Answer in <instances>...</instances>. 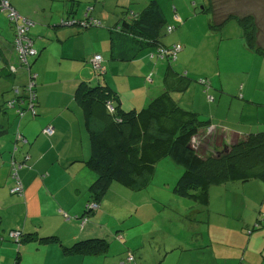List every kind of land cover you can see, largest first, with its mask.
Listing matches in <instances>:
<instances>
[{"label":"crops","instance_id":"crops-1","mask_svg":"<svg viewBox=\"0 0 264 264\" xmlns=\"http://www.w3.org/2000/svg\"><path fill=\"white\" fill-rule=\"evenodd\" d=\"M11 2L20 13L30 19L35 16H39L41 13L45 14L44 6L36 7V5H34L37 0H11ZM83 2L91 1L54 0L52 8L55 7V12L57 13H54L53 17L49 18L46 23L41 21L40 24L39 21H35L37 25L40 24V26L43 27V29L39 30L40 34L44 35L39 36L41 41L45 42L44 44H47L48 47H52V41L54 39L61 43H66L65 41L70 37L73 44L77 43L81 45V48L75 51L76 54H66L60 52L61 55H65L66 59H69L67 61L73 60L79 62V69L76 71L77 80H94L95 73L93 72L91 60L93 59L92 57L94 54H101L106 60V71L104 76L108 75L110 72L114 73L116 65H118L123 72L124 68H128L126 66V62L130 60H121L116 58L115 52L111 51L110 29H114V27L100 28L101 30L99 34L95 37L94 35L96 32L94 31V28L83 30L77 27V29L74 30V33H72L73 28H68L63 31L55 28V30H50L54 21H61L65 15H70V13L73 15L75 7H77L76 9H78L79 12V7L83 4ZM69 8H71L70 13H68ZM94 9L95 5L88 6L85 14L88 13L92 17L93 15H91V12L94 11ZM177 10L179 17L184 20L185 16L190 15V12L183 14L180 9ZM161 12L163 17L166 19V22H170L171 20L168 19V16H165L162 10ZM2 14L3 12L0 13V46L3 51H0L3 53L1 55L6 56L5 51L9 49V47L6 44L7 41L3 33H6V35L9 36V32L7 31V24ZM193 17L198 16L196 15ZM171 19L177 27V22L174 20V17ZM48 23H50L49 26L47 25ZM67 25L72 26L76 24H72L70 22L68 24H63L62 26L65 27ZM9 26H11V24ZM188 26H192V23L186 21L183 28L178 31V35L167 44L180 42L183 46L187 45L189 42L186 37L188 36L182 34ZM231 27L232 26H225L223 30L224 33L225 31L229 33L230 31H233L234 37H232V39L222 40L219 33L220 31L211 29L210 25L207 26L208 29H205V34L209 35L211 32L216 33L217 38L215 43L217 46L221 45L222 47L225 45L224 47H232L234 51L236 49L241 50L249 59H251L253 64L258 65L260 72L259 78L262 79V87L257 86L254 91L248 92V95H244L243 93L242 96L243 98L247 96L253 102L256 101L258 104H264V56L250 49L247 41L242 37L241 31L238 30L237 27ZM102 31H107L108 37L106 42L102 45L101 50H91L82 55L85 45L90 44L89 35H92L91 39L94 37L95 40L101 42ZM84 32L85 36L83 38ZM118 38H121V36L119 35ZM49 39L50 41H48ZM230 42L234 44H229ZM213 44L214 42L211 41L209 46L210 50ZM48 47H45L44 51H41L40 57H43L44 55L46 56L42 58L43 61H38L37 64V69L43 78V85L45 86H49L47 81L48 79L46 78V73L48 71L43 65L44 63L46 64L47 54L51 49V47ZM108 48L109 51L106 52L105 50H108ZM113 49L120 53L121 51L129 48L125 44V40H123V42H121L118 46H114ZM154 50L155 48L152 47L149 49V53ZM147 55L148 53H144L142 57L138 59L132 58L131 60L136 61L140 70L145 68L148 74V72L152 69V62ZM6 66L9 68V65ZM172 67L173 68L169 66L168 62L164 65L161 70V78L163 77L162 80L164 85L157 94L155 93L154 96L148 97L147 94L146 102H149L150 99L155 98L166 89L167 83L165 77L168 74L173 72H184L191 75L192 69L188 66L187 69L181 72H178L174 65H172ZM249 70L247 83L245 82L242 85L243 90L245 89V91L252 76V70ZM89 71H92L91 74H89ZM2 73L3 72H0V74ZM73 73L74 72H72V74ZM86 73H88V75H86ZM103 79L116 90L123 109L127 111L131 109L138 110L140 105L143 102L145 103L144 96H142V94L138 93L139 97L137 99L129 101L122 91L119 92L110 83V79L108 80L106 76ZM13 80H15L14 76ZM208 82V86H206L201 81L197 84L194 80H191L187 88V93L183 94L179 91L172 90V96L184 108L199 113L202 118L210 119L209 112H213L215 110L214 104L207 101V96L212 95V99L214 101L218 100L219 105L221 103L222 96L220 97L218 92H214V94L212 93L213 85L218 86V84H216L212 79L211 82L209 80ZM195 85H200L203 93L202 96L193 97L190 95L189 92L195 89ZM6 87V84L2 79H0V92L2 95L6 92ZM58 99H61V102L55 103ZM38 100L41 104L38 116L43 119L42 122L38 123V128L41 130L36 132L33 128L27 127L25 131H22L20 128L28 140L26 143H22L20 152H16L15 154L10 153V163L8 152H11V141L5 139L0 140V168L4 169V177L6 178L5 182H0V189H2L0 191V197L3 196L0 198V264H120V260L122 261L127 254L124 253V251L127 250L128 246L123 244L120 246L119 242L121 243V241L114 237L116 232H112L110 236L107 235V229L104 226V222L100 220L108 213V201L114 199L113 196L110 195V188L100 203L101 207L98 213L89 219H86L84 216L86 205L90 199V185L92 180L96 177L95 173H93L85 163V160L89 158V155L87 156V154H91V148L89 133L85 126L84 113L78 105L76 106L73 103L66 104L72 100L71 95H67L64 101V97L60 94L54 93L50 90H43L41 92V89H39ZM217 114L218 113H216V115ZM211 115L214 116V114ZM8 117L9 115H0V136L9 132V124L6 120ZM260 118L259 113V120ZM213 120H215V117H213ZM223 125L218 123L215 124L214 122V124L210 123L209 126H213L215 128V132H218L223 136H232L234 133L232 132L231 134V131H229L230 129H227L228 127L226 128ZM261 125L263 126H255L252 129L264 128V123ZM47 126L53 127L54 133L52 136L43 133L44 128ZM5 129H7V131H4ZM32 132H36L34 139H30ZM48 136H51L50 139H48ZM42 142L45 148L42 147ZM46 142H50L51 144H46ZM6 146L9 147L7 148ZM66 146H70V148L68 149ZM27 152H31V158L30 160L28 159L29 161H27V166L20 168L19 170L20 179L24 187V193L22 195H15L11 193L10 187L12 184L8 185L7 179L11 174L13 162L15 161L20 163L23 161L25 153ZM166 158L167 157H164L160 162L164 161ZM80 164L81 167L77 168L76 166ZM156 172L151 178H149L148 184L152 183ZM177 176L179 177V175ZM176 179H168V187L171 188L172 185L175 184L174 192L177 195L187 197L189 194H179L175 190L177 185L175 181ZM256 180L257 179L247 182L230 181L221 185L211 186L209 203L202 204L197 201L199 204L204 205L201 209H198L203 211L202 214L197 215L194 214L193 211L187 212V208L185 206L183 208V213L179 215V220H175L181 224L185 233H187V236L185 234V239V236L172 232L170 227L166 228L161 223L154 228L152 227L149 231H143V223H145V221L141 218L134 221L135 224L140 225V229L137 234L143 232V236L135 243V247L141 249L136 252L138 262L140 264H237L240 259L243 258L247 264H264V245H259V247L256 248V246H253L252 244L253 237L251 235L253 228L251 229L248 227V233L251 234V237L249 236L250 238L246 241L242 240L245 234V228L242 231L239 229L238 232L236 231L239 235L238 237L237 234L235 236H231L225 233L223 238H227V240L231 238V241L229 242L215 238L211 233V229H213L212 216L215 212L214 210L221 204V202L218 201L219 203H216L213 206L214 200L211 195L212 190H228L229 187L237 188V190H232V192L235 194H241L247 200L251 201L246 205L245 212L241 214V217H247L248 214L252 215L254 203H257V205L262 204V208L264 209V183L260 181L263 183L261 184ZM5 193L9 194V198L7 200L5 199ZM255 194L259 195L261 199L255 201ZM194 196L192 195V197ZM229 197L230 196H226L227 201ZM104 206L105 210L103 209ZM235 206H237L235 201L231 200L230 207ZM227 207L228 206L224 204L223 207H221L226 214L229 212ZM212 208L213 211H207V209L209 210ZM216 213L217 215L213 220H216L218 219L217 217H219V213ZM239 220L241 219L239 218ZM259 221L262 220H257L255 225L259 223ZM248 224L250 223L248 222ZM260 226L261 225L259 224V227ZM15 228H21L24 232V236H27V239H24L22 247L19 249H16L17 245L13 241L9 240V235H7V232L10 229ZM191 233V236L194 235L195 243L189 241ZM96 236L111 239L113 241V252L110 251L111 245L107 255L70 251V247L78 240ZM233 238L235 239L233 240ZM189 243L191 244L188 245ZM207 246L210 248L207 249Z\"/></svg>","mask_w":264,"mask_h":264},{"label":"trees","instance_id":"trees-1","mask_svg":"<svg viewBox=\"0 0 264 264\" xmlns=\"http://www.w3.org/2000/svg\"><path fill=\"white\" fill-rule=\"evenodd\" d=\"M207 1L208 4L203 6V11L211 13L209 25L211 29L220 31L222 40L234 37L233 31H230V33L225 31L224 33L223 30L225 26L234 25L241 31L242 37L247 41L249 48L264 56V45L260 40L261 28L254 15L239 13L235 6V0ZM75 9L72 15L70 13L71 8H69L68 13L70 15H65L61 21H54L52 23L53 28L50 27V30H55L70 22L82 25L86 29L105 27L101 19L91 17L88 13L85 14L83 19H76L74 15L78 13V9ZM129 15L132 18L129 19ZM26 18L28 19L27 16ZM29 20L32 21V25L29 26L28 30L36 25L34 20L30 18ZM9 22L15 29L14 50L22 61L16 47L18 36L16 25L21 24L19 22L12 23L10 20ZM121 22V26L110 29L111 51L115 52L116 58L130 60L139 50L154 46L155 50L150 53L151 55L154 54V56H151L152 59L161 60L157 56L161 49L168 56L166 58L172 68L171 60L177 52L176 45L180 44L182 46L180 50L184 46L180 42L166 44L161 39L165 31L171 33L174 27L167 26L157 0L149 2L140 12L123 11ZM47 25L49 26L50 23ZM25 35L32 44L31 49L35 51V54H31L27 58L29 61L30 56L35 57L33 62L29 64L30 67L34 65L38 57L41 56V51H44V48L48 45L40 40L41 49L38 52L34 47L35 40L37 42L38 40L34 39L30 33L25 32ZM119 35L121 38H118ZM42 36L44 35L42 34ZM123 40H125V44L129 49L118 53L113 47L118 46ZM131 45L133 48H131ZM0 50H2L1 46ZM2 51H0V57L6 59V56L1 55L3 54ZM105 61L103 58L102 65L98 69H95L92 63L93 72L98 73V76L92 81L78 80V87L74 92L77 103L74 98L71 100L84 113L91 148L90 157L85 160V163L96 175L90 185V199L84 214L86 219L98 213L101 207L100 203L114 180L128 187L145 186L146 182L148 184L149 178L156 172L157 164L168 156L183 168V173L175 190L180 194L192 193L197 201L202 204L209 203L210 188L213 185H221L229 181L245 182L254 179L264 183V128L251 129L242 134L234 133L228 137L215 132V130L208 133L207 128L211 120L202 118L199 113L184 108L171 94L172 90H186L193 79L188 73H177L172 70L173 73L165 77L167 86L164 91L155 98L150 99L140 110L131 109L127 111L122 108L116 90L102 79L103 76L102 78L100 76L104 75L106 71ZM22 63L25 62L22 61ZM5 65H9V72L14 74L15 77L18 68H12L10 63ZM30 75L31 79L26 82L15 84L13 80L12 97L6 99L0 105V108L6 113L5 115H9V119L11 117L10 113H7L9 108L16 109L17 116L15 120L29 114L33 117H37L39 114L41 104L38 100L40 89L36 79L38 73L30 72ZM197 80L204 84L209 83L207 79L202 77ZM29 82L33 86H29ZM48 127L44 128L45 134H48L46 132ZM20 128L18 125L14 134L15 138L11 141V154L20 151L22 143H26L28 140ZM4 131H7V129ZM18 132L22 133L23 141L17 140ZM53 133L49 135L52 136ZM28 159L30 160L29 152L25 153L23 161L20 163L14 162L16 165L21 164V168H23L27 166ZM12 171L13 164L11 173ZM13 188H10L11 193L23 194L13 191ZM92 204L96 206L92 207ZM256 226L259 227V224L257 223ZM256 226L253 230L258 228ZM13 233H18L19 237L17 238ZM7 235H9V240L17 244L19 248L22 247L24 239H27L21 228L10 229ZM117 238L122 242V236ZM110 245L111 242L107 237H89L75 242L70 247V251L107 255ZM130 255H133L134 264H140L134 253H129L126 258L122 259L120 264H131L128 261ZM237 264L247 263L242 258Z\"/></svg>","mask_w":264,"mask_h":264},{"label":"rangeland","instance_id":"rangeland-1","mask_svg":"<svg viewBox=\"0 0 264 264\" xmlns=\"http://www.w3.org/2000/svg\"><path fill=\"white\" fill-rule=\"evenodd\" d=\"M91 2H83L82 5L79 7V12L75 15L76 19H83L85 11L88 6L95 5L94 11L91 12V15L94 17H98L101 19L102 22L105 24V28L109 27H116L121 26V17L123 15V11L132 10L133 12H140L142 11L149 2L152 0H90ZM160 9L163 11L165 16H168V19L171 21L167 22V26H173L174 29L171 33L165 31L162 35V40L164 43H168L172 41L177 35L178 31L183 28L186 21L192 23V26L186 27L187 29L182 35L188 36L187 41L189 42L187 45L184 46L182 50L176 52L173 55V59L171 60V66L174 65L175 69L178 72L184 71L187 69V66L192 69L191 75H189L197 84H199V77H204L211 82V79L218 84V86L213 85L212 93L218 92L219 96H222L221 103L219 105L218 100L214 101L210 99L208 96V102L214 104V110L210 113V120L211 123L214 124H224V127H228L233 133H245L250 131L255 126H263L261 125L264 123V104H258L253 102L250 98L244 95H248V92L254 91L257 86L262 87V79L259 78L260 72L259 67L256 64L251 62L241 50L236 49L233 50L232 47H224L223 45L217 46L216 45V33L211 32L209 35L205 34V29H208L211 19V13L208 11H203V6L208 4L207 0H157ZM54 0H37L34 5L36 7L44 6L45 7V14H40L39 16H35L31 18L34 21H41L43 23L47 22L49 18L53 17L55 12V7L52 8ZM32 3V2H31ZM235 6L239 10L241 14H252L255 16L256 20L258 21L261 34L260 40L263 42L264 45V0H235ZM177 9H180L183 14L190 12V15L185 16V20L180 18ZM3 12V11H1ZM0 12V13H1ZM177 13V14H176ZM3 14L6 15L5 12ZM4 20L7 24V31L9 32V36L6 33H3L6 38V44L9 47L6 52V59L11 64L12 68H18V72L15 75V84H19L23 81H27L31 79L30 72L38 73L37 84L38 87L43 90H50L54 93L60 94L64 97L67 95H71V98H74L75 89H77V72L79 69V62L76 61H67L65 55H61L60 52L66 54H76V50L81 48V45L75 43L73 44L70 40V37L65 41L66 43H61L54 39L53 46L50 49V52L47 54V62L44 63V67L47 69L46 78L48 79L49 86L43 85V78L41 77L40 72L37 69L38 61H43V57H38V60L34 63L33 66L29 67V64L33 62L34 56L29 57V61L26 63H22V61L18 58L15 50L13 49V39H15V29L12 26H9V21L7 15H3ZM107 14V15H106ZM19 17L18 21L20 24L24 23V17ZM47 15V16H45ZM106 15V16H105ZM198 17H193V16ZM55 17V16H54ZM129 19L132 18L130 15L128 16ZM172 17L177 22V27L175 23L172 21ZM120 18V19H119ZM29 19V18H28ZM55 19V18H53ZM117 21H116V20ZM184 22H183V20ZM40 24H36V26L31 27L30 30L26 31L30 33L34 39L41 40L39 36V30L43 29ZM86 30V28L82 27V25H72V26H61L57 29L65 30L68 28H73L74 30L77 29ZM196 27V28H193ZM177 28V29H176ZM231 28H234L232 25ZM100 28L94 27V31L97 36L100 32ZM71 33V34H72ZM69 34V35H71ZM89 34V33H88ZM85 36V32L83 33V38ZM92 35H89L90 44L85 45L83 49L82 55L84 53L89 52L91 50L100 51L102 45L107 40V31H102L101 33V42L94 39H91ZM104 36V37H102ZM39 41L35 40V49L39 52L41 49V45H39ZM211 41L214 42L211 50H210V43ZM132 42V41H130ZM225 44V43H224ZM229 44H234L230 42ZM151 48H155L154 46H150ZM131 48L133 46L131 45ZM149 47L143 48L138 52H134L135 55L132 58H140L143 56L144 53H148V57L152 62V69L146 72V69L140 70L138 67L139 65L136 61L130 59V61L126 62L127 69L124 68L122 72L118 65L115 66V72L108 73L105 75L110 83L120 92L122 91L124 95L128 98L129 101L135 100L139 97L138 93L144 96V101L139 109L144 107L148 102L147 101V94L149 96H154L155 93L157 94L158 91L164 85V82L161 78V70L165 64H167L168 59L164 58L159 61L153 60L152 55L149 53ZM106 52L109 51L105 50ZM151 51V50H150ZM234 51V52H233ZM63 56V57H62ZM84 57V56H82ZM84 59V58H83ZM82 60V58H81ZM92 60V59H91ZM7 62V63H8ZM118 63V62H117ZM169 64V62H168ZM173 68V67H172ZM249 69L252 70V76L250 78L249 84L247 89L243 90L242 85L248 80L249 76ZM87 70V69H86ZM26 71V72H25ZM0 79L6 84V92L2 95L0 92V105L8 98L12 97L11 88L13 84V76L9 72L8 67L0 61ZM72 72H74L72 74ZM92 72V71H91ZM89 71V74H91ZM10 73V74H9ZM93 74V73H92ZM88 75V73H86ZM98 76V73L94 75V77ZM101 78L104 75H100ZM104 76V78H105ZM211 77V78H210ZM262 78V77H261ZM103 79V78H102ZM203 83V82H202ZM204 84V83H203ZM208 86V84H205ZM205 88V86H204ZM177 91V90H173ZM188 89L184 92L179 91L180 93H187ZM190 95L194 96H202V90L200 85H195V89L191 90ZM152 94V95H151ZM172 94V92H171ZM174 95V94H173ZM75 102L77 103L76 99L74 98ZM61 99L55 101V103H60ZM66 104H72L71 101L67 102ZM7 113H10L11 117L6 119L9 124V132L1 135L0 140H14L15 132L17 131V127H21L22 131H25L27 127L33 128L34 131H40L41 129L38 128V123L42 122V118L33 117L30 114L26 115L23 118H18L15 120L17 116L15 108H9ZM216 113H218L216 115ZM259 113H260V120H259ZM211 114H214L211 115ZM0 115H5L3 110L0 108ZM208 117V116H207ZM215 117V120H213ZM14 118V120H13ZM14 121V122H13ZM214 121V122H213ZM246 127V128H245ZM36 132H32L30 135V139H34ZM44 133V130H43ZM45 134V133H44ZM51 137V136H50ZM48 136V139H50ZM51 144L50 142H46V144ZM12 144V142H11ZM10 145V143H9ZM7 148L9 146H6ZM42 147L44 144L42 142ZM66 148H70V146H66ZM20 152V151H18ZM9 153V163L11 161L10 153ZM20 155V153H19ZM31 158V152L29 153ZM89 155V156H88ZM23 156V155H22ZM90 157V154H87ZM83 164V163H82ZM77 168L81 167L80 165L76 166ZM157 172L156 175L150 184H145V186H135V187H128L121 184L118 181H113L110 185V195L113 196V200H109V208L108 213L105 214L100 220L104 222V226L107 229V235H111L112 232H116L114 237L118 239V236H122V242L120 246L127 245L128 248L124 253H127L124 258L127 257L129 253H134L136 256V252L140 251L135 247V243L143 236V232H139L140 225L135 224L134 221H137L139 218L143 219L145 223H143L144 230L149 231L151 228L156 227L159 223L163 226L170 227L172 232L177 233L179 235L187 236L184 229L182 228L179 222L175 220H179V215L183 213V208L186 206L187 212L193 211L194 214H202L203 211L198 210L201 209L202 206L197 202L196 198L192 197V193H190L187 197H183L177 195L174 192V185L171 188L168 187V179L173 178L176 179V183L179 182V178L183 173V168L178 165L177 163L173 162L170 157L168 156L164 161L157 164ZM179 175V177L177 176ZM165 179V180H164ZM179 179V180H178ZM6 178L4 177V169L0 168V182H5ZM8 185L12 184L10 188L14 187V182L8 177ZM10 181V182H9ZM178 181V182H177ZM260 182V180H256ZM230 182V181H229ZM247 182V181H245ZM262 182V181H261ZM260 182V183H261ZM263 184V183H261ZM7 185V186H8ZM223 188V187H219ZM9 189V188H8ZM2 189H0L1 191ZM232 190H237V188L229 187V189H213L212 190V199L214 200L213 206L216 203L221 202L217 209H215L214 214L212 216V223L213 229H211V233L215 238L221 239L223 241H231V238L227 240V238H223L224 234L235 236L239 230H244L245 234L242 240H248L251 236L253 246L259 247L264 245V209L262 208V204L254 203V208L252 215L248 214L247 217L242 216L241 214L245 212L246 205L249 204L251 201L247 200L241 194H235ZM180 194V193H179ZM18 195V194H15ZM226 196H230L228 201L226 200ZM1 196L0 198H2ZM9 198V194L5 193V199ZM217 198V200H216ZM255 201L261 199L259 195L255 194L254 197ZM234 200L236 205L235 207H230V201ZM219 201V202H218ZM226 202V203H224ZM227 205L228 213L226 214L221 207ZM105 210V206L103 207ZM213 211L212 209H207V211ZM219 213L218 219L213 220L217 213ZM94 217L91 216V218ZM239 218L241 220H239ZM119 220V221H117ZM207 220V219H206ZM257 220L259 221L260 228L255 225ZM207 222V221H206ZM248 222L250 224H248ZM167 223V224H165ZM248 225V226H247ZM258 227L257 229L253 230L252 228ZM248 227L253 230L252 235L248 233ZM237 231V232H236ZM125 234V236H124ZM255 234V235H254ZM189 236V241L195 243L194 235ZM251 235V236H250ZM108 236V237H109ZM184 237V239L186 238ZM239 235L237 234V237ZM250 236V237H249ZM235 238H233L234 240ZM111 244L110 251L113 252V241L109 239ZM232 240V241H233ZM121 241V240H120ZM118 242V241H117ZM189 243L188 245H190ZM17 245V244H16ZM134 246V247H133ZM122 248V247H121ZM130 248V249H129ZM207 249L210 247H206ZM264 248V246H263ZM16 249H19L17 246ZM208 253V252H207ZM123 258V259H124ZM121 262V260H120Z\"/></svg>","mask_w":264,"mask_h":264},{"label":"built area","instance_id":"built-area-1","mask_svg":"<svg viewBox=\"0 0 264 264\" xmlns=\"http://www.w3.org/2000/svg\"><path fill=\"white\" fill-rule=\"evenodd\" d=\"M1 11L5 12L7 14L9 20L12 23L19 22L18 19L21 15H20L19 11L17 10V8L12 4L11 0H0V12ZM30 25H32V21H30L26 17H24V24L16 25L17 29H18V34H17L18 36L16 39V47H17V50L20 54L22 61H24L25 63L28 62L27 58L29 55H31L33 53L35 54V51L33 49H31V45H32L31 42L29 41L28 37L25 35V32H26V30H28ZM181 47L182 46L180 44H177L176 45V51H179L181 49ZM152 56H154V54ZM157 56L160 59H164V58L168 57L167 55L164 54L163 50H161V49L159 50V53ZM102 60H103V58L100 54H96L93 57L92 63L95 66V69H98L101 67ZM29 86H33V84L31 82H29ZM208 97L210 99H212L213 96L209 95ZM207 129H208V133H211L213 130H215V128L213 126H208ZM46 132L48 134H52L53 128L52 127L46 128ZM17 140H19V141L24 140L22 133H20V132L17 133ZM21 167H22L21 164L16 165L15 162H13V171L11 173V178L15 182V186L13 188V191L19 192V193H24V187H23V184L21 182L19 171H18V169ZM91 206L95 207L96 205L92 204ZM13 235L16 236L17 238L19 237L18 233H13ZM128 261L131 264H134L133 255H130L128 257Z\"/></svg>","mask_w":264,"mask_h":264},{"label":"water","instance_id":"water-1","mask_svg":"<svg viewBox=\"0 0 264 264\" xmlns=\"http://www.w3.org/2000/svg\"><path fill=\"white\" fill-rule=\"evenodd\" d=\"M0 61H2V62L5 63V64L7 63V60H6L5 58H1V57H0Z\"/></svg>","mask_w":264,"mask_h":264}]
</instances>
